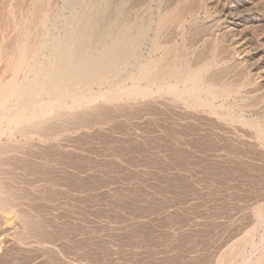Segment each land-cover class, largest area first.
<instances>
[{
    "label": "bare ground",
    "instance_id": "bare-ground-1",
    "mask_svg": "<svg viewBox=\"0 0 264 264\" xmlns=\"http://www.w3.org/2000/svg\"><path fill=\"white\" fill-rule=\"evenodd\" d=\"M15 2L0 264H264V0Z\"/></svg>",
    "mask_w": 264,
    "mask_h": 264
},
{
    "label": "rangeland",
    "instance_id": "rangeland-1",
    "mask_svg": "<svg viewBox=\"0 0 264 264\" xmlns=\"http://www.w3.org/2000/svg\"><path fill=\"white\" fill-rule=\"evenodd\" d=\"M16 1L18 2V3L15 2V3L17 4V5H16V9L18 8L19 10H21V7L24 8V6L26 5L25 8H24V10H26V8L28 7L27 5H29L28 2H29L30 0H28V1H26V0H24V1L21 0L22 3H21V2L19 3V0H16ZM55 1H56V2H55ZM24 2H25V3H24ZM26 2H27L28 4H26ZM47 2H49V10L52 9V11H53V12H52V11L50 10L51 13H57V12L61 11V0H59V1L54 0V2H53V0H50V1L47 0ZM50 2H51V3H50ZM58 2H59V3H58ZM0 3H1V5H2V4H3V0H2V2L0 1ZM56 3H57V4H56ZM51 4H52V7H51ZM18 5L20 6V8L17 7ZM14 6H15V4H14ZM54 7H55V8H54ZM19 10H18V12H20V13H21L22 11L24 12L23 9H22L21 11H19ZM58 10H59V11H58Z\"/></svg>",
    "mask_w": 264,
    "mask_h": 264
}]
</instances>
